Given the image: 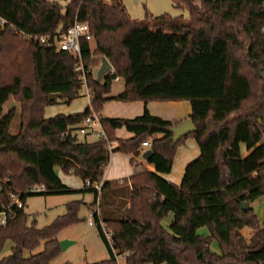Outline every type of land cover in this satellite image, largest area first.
<instances>
[{"label":"trees","instance_id":"obj_1","mask_svg":"<svg viewBox=\"0 0 264 264\" xmlns=\"http://www.w3.org/2000/svg\"><path fill=\"white\" fill-rule=\"evenodd\" d=\"M172 2L188 16L162 13L136 20L122 0H68L65 5L0 0V18L6 22L0 30V209L9 203L10 192H20L24 205L35 195L92 193L89 209H98V214L92 210L95 227L109 256L89 264H116L100 221L112 229L114 248L126 254V264H190L184 258L189 252L197 264H264V217L260 222L252 207L264 195V0ZM75 20L88 24L95 42L91 49L89 40L79 39L90 105L79 113L47 117L45 107L58 98L69 103L85 89L75 69L79 60L26 36H53ZM94 54L112 66L100 81L89 65ZM25 61L30 78L23 74ZM115 78L124 82L117 100L188 101L195 131L174 142L169 127L181 120L152 115L146 107L133 118L102 116L104 95ZM11 95L21 101L20 130L13 135V109L3 113ZM93 114L105 139L79 137V125ZM122 127L130 138L115 136ZM187 137L195 138L200 153L176 185L164 175ZM112 141L118 143L113 150L123 153L149 142L146 163L153 170L132 158L128 178L102 180ZM56 168L79 177L82 188L65 185ZM86 181L102 182L99 196ZM37 184L44 190L27 191ZM242 202L249 204L247 211ZM80 203L69 201L66 212L43 227L27 223L24 206L14 208L0 225V252L6 240L12 242L0 264H50L60 251L56 235L79 221ZM170 213L165 226L162 220ZM244 227L255 230L249 242L240 233ZM42 241V249L33 252ZM212 241L220 254L210 251Z\"/></svg>","mask_w":264,"mask_h":264},{"label":"rangeland","instance_id":"obj_2","mask_svg":"<svg viewBox=\"0 0 264 264\" xmlns=\"http://www.w3.org/2000/svg\"><path fill=\"white\" fill-rule=\"evenodd\" d=\"M68 0H60L62 5H65ZM109 1V0H108ZM129 15L136 19L142 20L147 16H155L162 13H169L171 15L182 14L184 17L188 16V11L185 8L177 7L173 4L172 0H122ZM27 44V43H26ZM91 49L95 47L94 40H90ZM101 64V57L94 54L93 60L91 61L90 68L92 75L95 77L97 70ZM28 64L25 61L23 65V74L29 77V70L27 69ZM93 90L95 87L92 86ZM85 89H83L82 94L74 98L71 102L67 103L64 99L58 98L57 102L45 107V116H52L56 113H79L82 112L87 107V97L83 95ZM10 109H13V118L10 124V133L13 135L15 129L18 127L20 130V111H21V101L9 96L8 100L3 105V113H6ZM18 130V132H19ZM95 138L90 135L89 139ZM64 179L68 181L69 185L76 187L82 186V180L77 176H64ZM74 199L82 200L79 204L77 215L79 221L72 223L70 225L62 228L56 235L58 241L68 240L72 243L68 245L65 250H60L58 254L54 257L50 264H89L97 262L100 260L107 259L109 254L105 244L103 243L101 237L98 235V231L95 225H89V213L90 211L97 209L96 206H92L89 209V204L93 200V194L86 192L83 194H64V195H35L27 197L25 200L24 211L27 214V223H35L37 227H43L50 224L57 216L62 215L66 212V204ZM258 202V201H257ZM255 212L259 215L260 222L264 211V197L259 199V202L254 207ZM171 213L162 221L167 223L168 219H171ZM162 223L166 226V224ZM261 227L264 226L263 223L260 224ZM110 228V227H109ZM200 232L205 231V228L199 230ZM243 238L249 242V239L255 230L249 227H244L240 230ZM43 241L40 246H38L33 252H37L42 249ZM12 242L11 240H6L3 248L0 252V258L8 255L11 251ZM210 251L215 254H220V249L218 248L215 241L210 243ZM240 250V248H239ZM115 252H118L117 249ZM27 251L25 255H27ZM184 258L190 264H197L195 257L192 252L184 255ZM120 259V264H123ZM213 259V258H212ZM127 262V260L125 259ZM223 264L224 261H222ZM117 264V262H116Z\"/></svg>","mask_w":264,"mask_h":264},{"label":"crops","instance_id":"obj_3","mask_svg":"<svg viewBox=\"0 0 264 264\" xmlns=\"http://www.w3.org/2000/svg\"><path fill=\"white\" fill-rule=\"evenodd\" d=\"M123 88H124V82L122 79L117 78L112 81L109 93L104 95L105 100L102 104V108L99 114L106 117L133 118L135 116L140 115L143 112L144 107H146L152 115L160 116L161 118L166 120H173V121L181 120L182 122L183 120L189 118V115L191 113V107L188 101H148L145 103L141 99L133 100V101H122L115 99L114 96L120 93L123 90ZM83 95L87 97L88 99L87 106H89L90 96L86 89L84 90ZM65 114H75V113H65ZM18 130L19 129L17 127L14 131V134H17ZM9 131H10V127H9ZM85 134H87L86 138L89 141L98 139L96 133L92 131H87L85 133L79 132V137L82 138V136ZM90 135L94 136L95 138L89 139ZM115 136L120 139H128L132 136V134L122 127V128H117L115 130ZM117 145L118 143L116 141H112L110 144V149H112V151L110 152L108 163L104 169L102 180H122L124 178H128L133 172V168L131 164L132 158L135 161L142 163L148 170H153V165L146 163V159L142 157L143 152L149 149L147 146L145 147L141 146L134 153H123L117 150H113L114 148L117 147ZM241 151L243 155L247 153L244 145L241 146ZM199 153H200L199 147L195 138L193 137L185 138L183 142L180 145H178L176 148L170 173L164 175V177L169 181H171L172 183L179 185L182 181V177L186 165L191 160L195 159L199 155ZM56 172L59 175L62 182L68 187L72 189L82 188L83 182L81 187H76L73 185H69L68 181H66L63 177V175L66 177L73 176V174L71 173L64 174L61 172L59 168H56ZM75 194H83V193H75ZM263 197L264 195L256 199L252 203V207L254 208L256 204L259 202V199ZM74 200H79V199H74ZM263 217H264V211L261 220L263 219ZM169 221L170 220L168 219L167 223ZM162 223L164 222L162 221Z\"/></svg>","mask_w":264,"mask_h":264},{"label":"built area","instance_id":"obj_4","mask_svg":"<svg viewBox=\"0 0 264 264\" xmlns=\"http://www.w3.org/2000/svg\"><path fill=\"white\" fill-rule=\"evenodd\" d=\"M6 22L4 19L0 18V30H2L5 26ZM29 40H34L38 42L39 44L55 47L58 50H64L72 54L73 56L78 58V64L76 65L75 69L79 71L78 79L81 81V83L84 85V88L87 89L86 85V72L87 69L84 68L82 60H81V53H80V46H79V39L84 38L86 40H92V35L89 30V26L86 22H79L74 21L73 24L69 25L64 31L59 32L53 36L49 35H42V36H26ZM112 73V69L109 72ZM117 79V78H115ZM87 131L95 132L98 138L105 139V135L102 131L100 121L98 118V115L93 114L91 116H88L80 125H79V132L85 133ZM109 143V148H110ZM141 146H149V142L143 141L141 143ZM102 182H94L91 183L90 181H86V186H93L99 196L100 188H101ZM44 190V186L41 184L33 185L31 186L27 191L29 192H41ZM98 196H97V203H98ZM24 206V201L21 198L20 192H10L9 193V203L2 209H0V225L6 224L10 214L13 212L14 208H22ZM97 210V214L98 209ZM89 225H95V221L93 218V212L90 211L89 213V219H88ZM99 225L101 227V230L103 232V235L105 239L107 240L112 253L115 257V261L117 264H120V259L123 264H126V254L125 253H119L115 252L116 249L113 245V231L109 226L100 221Z\"/></svg>","mask_w":264,"mask_h":264},{"label":"water","instance_id":"obj_5","mask_svg":"<svg viewBox=\"0 0 264 264\" xmlns=\"http://www.w3.org/2000/svg\"><path fill=\"white\" fill-rule=\"evenodd\" d=\"M111 69L112 66L110 62L107 60L105 56H102L101 64L97 70L96 80L100 81L105 74L111 71ZM260 75L264 79V70H260ZM50 98H52V94L50 95ZM195 129H196L195 124L191 118H187L182 122L169 127V130L173 133L172 139L174 142L178 141L179 139L188 135L189 133L194 132ZM151 154L152 151L150 149H147L143 152L142 157L144 159H147ZM241 206L244 211H247L250 207L247 202H242ZM71 243L72 242L68 240L59 241L60 250H65L68 247V245Z\"/></svg>","mask_w":264,"mask_h":264}]
</instances>
